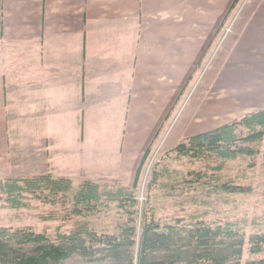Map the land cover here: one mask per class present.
Here are the masks:
<instances>
[{
	"label": "crops",
	"instance_id": "1",
	"mask_svg": "<svg viewBox=\"0 0 264 264\" xmlns=\"http://www.w3.org/2000/svg\"><path fill=\"white\" fill-rule=\"evenodd\" d=\"M233 1L0 0V54L2 44L12 45L0 63L9 55L19 60L17 72L0 68V177L26 176L17 172L22 163H31L25 167L32 171L45 161L57 159L64 165L68 151L58 150L60 143L47 136L56 115L69 125L73 119L80 123L79 112L104 99L127 96L124 158L113 178L131 186L143 152L232 15ZM239 1L244 5L233 31L241 35L256 19L248 48H257L263 40L258 34L264 31V13L249 4L262 0ZM247 55L238 49L234 56L240 61L231 63L233 68L227 62L213 66L218 70L213 79L218 75L221 84L210 93L211 82L195 98L169 145L186 129L199 133L264 107V68L246 66ZM82 145L74 175L48 173L73 178L84 166V178H89Z\"/></svg>",
	"mask_w": 264,
	"mask_h": 264
},
{
	"label": "trees",
	"instance_id": "2",
	"mask_svg": "<svg viewBox=\"0 0 264 264\" xmlns=\"http://www.w3.org/2000/svg\"><path fill=\"white\" fill-rule=\"evenodd\" d=\"M158 134L129 187L50 173L0 177L3 206L24 209L35 200L49 207L42 220L56 222L48 231L0 225V264H264V226L246 231L241 220L186 206L195 195L183 199L199 191L198 203L209 206L212 197L251 191L243 179L264 160V107L179 138L152 166L142 207L139 175Z\"/></svg>",
	"mask_w": 264,
	"mask_h": 264
},
{
	"label": "rangeland",
	"instance_id": "3",
	"mask_svg": "<svg viewBox=\"0 0 264 264\" xmlns=\"http://www.w3.org/2000/svg\"><path fill=\"white\" fill-rule=\"evenodd\" d=\"M243 5L244 4L238 0L231 9L232 15H229L223 22L222 29L217 33L214 40V45H211L209 50H207L200 59V65L196 69H193L194 72L192 76L190 75L191 78L186 83V88L179 96L178 100L175 99L173 105L163 119L159 128L160 130H158L159 134L151 146L150 153L139 175L137 185L139 206L145 207V202L147 201L146 183L152 166L165 150L173 147L174 144L169 145L168 142L176 128L178 126V128H182L181 126H183L188 119L189 115H186V113L192 110H189L190 105L194 102L195 98L201 96V93L204 89L206 90V87L211 82H213V84L208 91L210 93L216 92L217 87L221 84V78L218 77V75L216 76V80L213 79L215 73L218 72V70L215 71L213 66L227 62V65H229L227 68H233L230 64L240 61L238 58H235V52L238 49H243L245 53L249 54L245 60L246 66L252 63L254 65L255 63L259 68H264V31L262 34H258L263 36V40L258 44L257 48H248L251 44V42H249L251 39L248 38L249 32L250 35H253L252 26L256 19L250 21V26L248 29H243L241 35L235 34V30L233 31L240 21V12ZM252 5L254 6L253 11H259V14L264 13V0L256 4H249V6ZM243 10L245 12L247 11L246 8ZM234 13L235 15L233 16ZM11 46L12 45L2 44L4 53L0 54V57H2V55L6 56ZM228 47H230V50L226 51ZM2 63H0V68H2L5 73L10 74L12 72H17V64L19 63L17 58H13L9 55L7 60H3ZM218 67L219 66H217L216 69ZM13 69L14 71H12ZM208 70H210L209 76ZM211 75L212 79L208 83L207 80ZM227 83H229L230 86L233 84L230 80H227ZM126 111L127 96L123 98L114 97L113 99H104L102 103L99 102L87 108L84 112H79L80 123H77L72 116L73 121L69 125L67 121L59 120L60 115L57 114L55 124L50 125L47 130V136L49 137V141L53 138L57 144L60 143V148H58V150L64 147L68 151L65 164L58 165L57 159L50 163L45 161L40 170L32 171L25 167L32 165L31 163H22L17 172L19 175L26 176L45 174L48 172L54 173V175L60 173L69 176L74 175L76 172L74 167L78 164L76 152L79 151L82 142V146L85 148L83 149L82 163L87 166V177L93 178V181L98 183L105 182L107 186L119 185V181L113 183L111 178L116 177L117 171H119V162H122L124 158L122 143L125 133ZM81 121H84V123L81 124ZM10 125L12 126V123H10ZM191 134V130L189 131L186 129L179 138ZM81 137L82 140L80 139ZM83 167H81L80 175L73 177L75 184L86 176V170ZM83 170H85V174H82ZM100 175L105 176V181H101ZM243 180L251 185V191L249 193L218 195V197H212V202L207 203L209 206H203L198 203L199 200L202 202L205 198V195L199 191L187 193L183 199L188 200L189 196L195 195L197 198L196 201H193V203L188 201L186 206L192 209H199L202 212L206 211L209 218L241 220L245 223L246 231L262 227L264 226V160H262L249 175H246ZM221 198L223 199L219 201ZM48 209L49 207L47 205H42L35 200L31 201L29 208L18 210L7 208L0 203V225L18 226L28 224L37 229H45L47 231L54 230L56 227L55 221L42 220L43 212Z\"/></svg>",
	"mask_w": 264,
	"mask_h": 264
}]
</instances>
